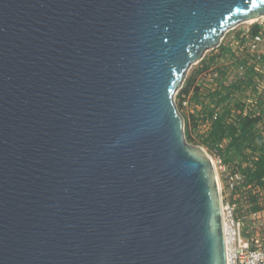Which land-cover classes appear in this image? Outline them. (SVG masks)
<instances>
[{
    "label": "water",
    "instance_id": "obj_1",
    "mask_svg": "<svg viewBox=\"0 0 264 264\" xmlns=\"http://www.w3.org/2000/svg\"><path fill=\"white\" fill-rule=\"evenodd\" d=\"M264 0H0V264H226L212 158L175 104Z\"/></svg>",
    "mask_w": 264,
    "mask_h": 264
},
{
    "label": "rangeland",
    "instance_id": "obj_2",
    "mask_svg": "<svg viewBox=\"0 0 264 264\" xmlns=\"http://www.w3.org/2000/svg\"><path fill=\"white\" fill-rule=\"evenodd\" d=\"M248 21L226 32L219 44L207 50L191 67L175 95V104L184 121L186 142L203 147L213 161H221L216 164V171L222 203L233 206L236 217L252 213L250 209L256 204L257 222L264 224L263 188L257 190V185L252 184L233 191L228 188L232 165L240 160L229 157L223 145L208 141L210 121L205 117V112L214 106L216 113L221 114L228 104L234 115L239 114L234 106H240L241 114L259 113L264 120V18ZM217 88L221 95L229 93L220 103L219 95L210 98ZM183 100H188V105H183ZM259 124L262 128V122ZM252 160V156L241 159V166H247Z\"/></svg>",
    "mask_w": 264,
    "mask_h": 264
},
{
    "label": "trees",
    "instance_id": "obj_3",
    "mask_svg": "<svg viewBox=\"0 0 264 264\" xmlns=\"http://www.w3.org/2000/svg\"><path fill=\"white\" fill-rule=\"evenodd\" d=\"M219 88L214 90L210 98L219 95L218 103L226 100L228 94H220ZM216 106L205 112V117L210 120L208 131V141L213 145H223L226 154L229 157L240 160L233 164L232 172H239L243 176V186L257 185L264 190V140L261 133L264 132V124H259V119L253 117L250 113L243 115L240 106L234 108L239 110L235 114L225 104L221 114L216 113ZM207 141V140H205ZM220 153V151H218ZM224 156V155H223ZM252 156L247 166H241V159H247ZM226 162V156L223 157ZM253 202V201H252ZM256 205V204H255ZM250 209L252 212L258 210L257 206Z\"/></svg>",
    "mask_w": 264,
    "mask_h": 264
},
{
    "label": "built area",
    "instance_id": "obj_4",
    "mask_svg": "<svg viewBox=\"0 0 264 264\" xmlns=\"http://www.w3.org/2000/svg\"><path fill=\"white\" fill-rule=\"evenodd\" d=\"M182 104L188 105V100H183ZM250 114L264 124L259 113ZM261 135L264 140V132ZM220 163L217 159L215 165ZM242 183L243 176L235 171L229 179L228 188L233 191ZM256 187L259 190V186ZM221 210L226 264H264V224L257 222L256 212L236 217L229 203H222Z\"/></svg>",
    "mask_w": 264,
    "mask_h": 264
},
{
    "label": "bare ground",
    "instance_id": "obj_5",
    "mask_svg": "<svg viewBox=\"0 0 264 264\" xmlns=\"http://www.w3.org/2000/svg\"><path fill=\"white\" fill-rule=\"evenodd\" d=\"M260 18H264V15H262V16H260V17H258V19H260ZM252 19H255V18H251V19H249L250 21H248V23H251V22H253L252 21ZM245 21H247V20H245ZM244 21V22H245ZM213 164H214V166H215V169H216V165H215V162L213 161ZM216 174H217V171H216ZM218 177V176H217ZM219 189H220V186H219ZM224 234V233H223Z\"/></svg>",
    "mask_w": 264,
    "mask_h": 264
}]
</instances>
